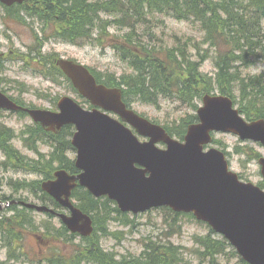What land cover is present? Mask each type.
<instances>
[{"label":"water","instance_id":"1","mask_svg":"<svg viewBox=\"0 0 264 264\" xmlns=\"http://www.w3.org/2000/svg\"><path fill=\"white\" fill-rule=\"evenodd\" d=\"M11 6L23 0H0ZM57 66L71 79L75 88L94 106L114 112L149 142L141 143L134 133L94 110H83L73 99L59 102L60 113L24 110L0 93V108L24 110L47 131L58 133L75 124L78 132L73 145L78 149L77 167L84 172L70 176L58 171L56 180L42 188L71 212L59 214L46 206L24 203L40 213L56 215L73 233L92 235L93 221L71 202L79 181L95 197L109 196L121 211L138 214L152 208L170 207L175 212L193 213L224 235L250 264H264V191L243 183L229 170L225 154L204 146L212 142L211 132L233 133L242 140L264 145V121L247 123L233 101L224 96L204 97L198 110L199 124L189 127L184 142L170 137L160 126L129 110L122 91L99 85L87 68L73 61L58 60ZM158 143L167 148L159 149ZM264 177V159L260 160ZM0 203V209L2 208Z\"/></svg>","mask_w":264,"mask_h":264},{"label":"trees","instance_id":"2","mask_svg":"<svg viewBox=\"0 0 264 264\" xmlns=\"http://www.w3.org/2000/svg\"><path fill=\"white\" fill-rule=\"evenodd\" d=\"M39 1L44 9L35 11L36 15L52 29L56 37L71 44L85 45L93 40L95 34L98 35L97 40H103L104 37L117 40L115 36L108 37V29L112 26H127L132 29L124 42H113L112 46L118 53H122L133 72L120 77L114 74L104 77L96 74L99 82L106 86L123 88L124 101L129 106L134 103L158 106L162 99H168L195 111L205 94L218 91L232 97L248 120L264 119V74L248 78H244L242 74L243 69L250 68L256 60H264V0H108L106 3L103 0L98 3L92 0ZM28 13L34 15V9ZM149 13L167 14L180 21L193 20L199 23L206 33L204 44H208L217 53L216 76H208L201 71L209 54L200 45L196 46L199 61L194 62L187 55L191 39H176L170 48L164 43H158L152 45L154 47L151 49L141 44V40L132 41L134 24L145 19ZM114 15H120L121 18H114L117 22L107 25L108 20L103 17ZM40 58L38 72L41 75L54 82L64 79L62 72L54 65V57L40 55ZM237 90L240 91L239 96ZM197 120V116H189L182 119L176 127L167 130L171 135L183 139L188 125ZM38 134L39 137L43 136L44 141H50L56 150L48 162L42 159L40 161L43 164L35 162L34 166L47 170L44 174L49 178L52 177L54 170L51 166L54 163L75 172L74 163L65 161L63 153L65 149L72 147L69 140L71 128H65L58 136L47 134L38 128L33 135ZM11 138L10 130L0 127V148L8 155L10 163L15 160L19 164H26L25 158L13 153L9 145L5 146ZM44 196L47 201H53L48 195ZM74 198L79 208L93 217L96 229L93 237L83 239L87 243L85 253L83 249L77 251L70 264H81L83 253L86 261L92 264H185L184 248L169 241L171 233L166 234V237L150 238L139 257L116 260L114 254L107 253L100 247L98 238L107 235L109 224L118 221L115 215L122 214L108 199H95L82 188L74 192ZM172 216L174 222L179 218L175 214ZM124 217L127 220L125 224H128L127 216ZM25 223L22 222L21 226L24 227ZM60 229L63 233H70L65 227ZM111 236L114 235H109ZM195 241L200 248L198 255L208 264H220L218 258L232 250L226 240L216 236L211 230L206 236L196 237ZM232 252L235 253L233 250ZM9 258L14 259L13 256ZM58 262L66 264L63 259ZM0 264L7 263L0 261ZM240 264L247 263L241 261Z\"/></svg>","mask_w":264,"mask_h":264},{"label":"rangeland","instance_id":"3","mask_svg":"<svg viewBox=\"0 0 264 264\" xmlns=\"http://www.w3.org/2000/svg\"><path fill=\"white\" fill-rule=\"evenodd\" d=\"M101 0H92V2L98 3ZM105 3L108 0H103ZM39 0H34V15L35 11H40L44 8L39 5ZM2 13L0 12V16ZM107 25H112L116 20L121 18L120 15L106 16ZM115 18V19H114ZM8 22L2 23L0 19V55L4 63L0 67V83L5 88V92L15 99L23 101L28 106H34L42 109H53V99L61 98L64 96H70L76 99L78 102L82 100L77 94L69 87L66 82L53 83L44 79L41 76L35 74L33 69H36V58L25 59L27 62L21 61H5L6 54L13 49L26 52L32 45V30L31 27L27 28L25 25L17 24L13 20L7 19ZM136 21V19L134 20ZM264 25V23H263ZM109 26V27H110ZM37 31L41 36H51V32L47 31L42 33L41 24L35 25ZM132 41L141 40V44L154 47L152 45L158 43H164V45L170 48L174 45L176 39H192V41H201V48L209 54V58L204 62L201 67V71L208 75L215 77L217 74L216 58L217 53L208 47V44H204L206 38L205 31L201 28L199 23L193 20L180 21L167 14H147L146 18L141 21L138 20L134 24ZM132 31L127 26H117L115 29L109 31L110 36L115 35L117 40L125 41L127 35ZM8 32V33H7ZM10 36H5V34ZM97 36V35H96ZM103 42H97L93 40L92 43H88L83 46H75L64 43L62 41H52L45 45L43 53L46 55L58 54L60 57L70 60H76L77 62L90 67L97 74H115L121 76L123 74H130L133 69L129 63L123 58L122 53L115 51L110 44L111 40H107L104 37ZM166 48V49H167ZM187 55L191 57L194 62L199 61L198 50L191 51L187 46ZM180 56V55H178ZM40 58V57H39ZM41 59V58H40ZM25 63H30L25 65ZM35 65V66H34ZM31 67V69H29ZM239 72V71H238ZM244 78L251 76H257L264 74V60H256L255 63L245 71H242ZM237 96L240 95V91H236ZM158 94V93H157ZM133 108L144 115L148 119L156 121L164 126H176L179 125L184 118L191 116L194 111L181 107L178 103L168 99L161 100L159 106L144 105L141 103L134 104ZM3 122L9 127L13 128L15 132L9 129L14 136L9 147L13 153L19 152L22 157L25 158L26 164H19L17 161L8 162V158L2 152H0V196L4 199H25L27 198L31 202L38 201L37 196H41V193L37 191V195L34 191L23 188V184L32 181H40L44 177V173L47 171H40V167L34 166L36 163H31L28 159H36V155L28 150L34 147H40L41 153L48 155L50 148L41 144L43 142V136L39 137V134L34 136L26 129L32 124V121L28 118H20L17 115H5ZM33 131V130H31ZM6 139V137H5ZM4 139V140H5ZM215 139L219 142L213 146L225 150L227 153L231 169L240 175L245 182H251L255 185H260L263 181L261 175V168L258 164L257 157H264V148L259 144L252 142H242L239 138L231 135L219 134L215 136ZM3 140V141H4ZM41 144V145H40ZM61 148V146H60ZM6 149V148H5ZM71 158H74V154L71 153ZM28 157V159H26ZM48 162L46 157H40V160ZM29 163V164H28ZM43 164L42 161L37 164ZM14 188L16 191L14 192ZM24 196V197H23ZM10 216L13 218L11 219ZM162 211H151L149 213L138 216L135 219V224L124 227L119 225V221H112L109 224L110 230L118 235L111 237H99L100 247L108 252L116 253V260L130 257H139L143 251L145 243L148 238L161 237L162 232L164 235L171 233V242L177 246L184 248L185 264H206L202 262V256L198 255L199 247L196 243V237L206 236L209 234V229L205 224H202L195 219L189 217H181L178 221L174 222L172 217L166 216ZM2 217L4 223L0 224V261L7 264H61L60 256L67 258L73 255L74 250H80L78 243L82 242V249L85 253L87 243L83 241V238H78L70 233H63L60 229L61 226L57 219L29 211L21 207L7 208L3 212ZM22 222H26L22 227ZM19 225L21 227H19ZM59 226V235L66 239L68 242H72L70 246L64 245L62 240L56 241L55 238L41 234V229L53 231L54 227L57 229ZM108 227V228H109ZM36 230L35 233L43 238L37 241L36 235L28 236L25 238V257L19 253V250L23 248L22 233L24 231ZM37 229H39L37 231ZM61 233V234H60ZM18 236L20 240H11L13 236ZM98 237V236H97ZM147 239V240H146ZM60 242L61 245H51V242ZM1 248L5 251L2 252ZM82 255L81 264H92L87 262L86 256ZM82 254V253H81ZM13 256L14 259L9 257ZM52 258V262H48V259ZM24 259L28 262L24 263ZM220 264H239V258L228 253L218 258Z\"/></svg>","mask_w":264,"mask_h":264},{"label":"bare ground","instance_id":"4","mask_svg":"<svg viewBox=\"0 0 264 264\" xmlns=\"http://www.w3.org/2000/svg\"><path fill=\"white\" fill-rule=\"evenodd\" d=\"M0 127L1 128H5L4 126H2L1 124H0ZM5 129H7V128H5ZM7 130H9V129H7ZM31 130H33V131H31ZM31 130H29V132L30 133H33L35 130L34 129H31ZM11 132V131H10ZM12 134V133H11ZM14 138V136L12 135V138H11V140L8 142V144H10V142L12 141V139ZM0 152H2L4 155H6L7 156V158H8V162H9V157H8V155L5 153V151L3 150V149H1L0 148ZM16 154L18 155V156H20V157H22V155L19 153V152H16ZM22 158H24V157H22ZM40 171H42L43 173H44V169L43 168H40ZM26 184L24 183L23 184V186L22 187H24ZM0 201L5 205V211L7 210V208H14V207H16V206H18V207H21V208H23V209H27V210H29V211H33V209H30V208H27L26 206H25V202H26V200L25 199H12V200H8V199H4V198H2L1 196H0ZM2 214H3V212L2 213H0V222L3 224L4 223V219H3V217H2ZM70 232V231H69ZM70 234H72L71 232H70ZM20 240L19 239V237L18 236H16V238H13L12 237V239L11 240ZM83 239H87V238H83ZM120 260V259H119Z\"/></svg>","mask_w":264,"mask_h":264},{"label":"flooded vegetation","instance_id":"5","mask_svg":"<svg viewBox=\"0 0 264 264\" xmlns=\"http://www.w3.org/2000/svg\"><path fill=\"white\" fill-rule=\"evenodd\" d=\"M0 190H1V187H0ZM1 193H2V190H1ZM33 235V234H32ZM40 239V237L39 236H37V240H39Z\"/></svg>","mask_w":264,"mask_h":264}]
</instances>
